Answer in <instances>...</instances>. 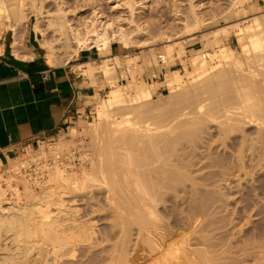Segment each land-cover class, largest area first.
<instances>
[{"label":"bare ground","instance_id":"bare-ground-1","mask_svg":"<svg viewBox=\"0 0 264 264\" xmlns=\"http://www.w3.org/2000/svg\"><path fill=\"white\" fill-rule=\"evenodd\" d=\"M26 1H30L28 4L29 6L25 4ZM35 1L36 0H0V25H5L7 29L6 31H10L13 35L16 36L21 25L24 26L25 30H27L32 18L35 17L36 20L34 23L32 22L33 26L31 29L34 31L36 40L39 42L41 48L45 52V59L47 63L53 67L69 63L77 57V54L80 50L96 47L98 48L101 46L104 47V49L110 48V46L103 45H110L112 41H118V38H120V36L118 38H115V36L114 38L110 37L108 29L111 24L107 23L109 25H107L106 27L104 23L102 25L103 21L100 19L104 18V15L102 16L99 14L100 16L98 17V13H96V11L94 12V19L96 22H98V26H91L87 24L89 22H83V25L86 26L82 30L77 27L78 24L77 26H74L73 24L75 23H71L74 21H70L71 19H68V11L66 12L64 7L62 8L60 6V3H58L59 8L56 9L55 13H49V11L45 10L43 6H37ZM61 2H63V0H61ZM126 2L129 8H132L131 6L134 4L135 0H127ZM193 12L194 11L192 10V13ZM44 13H46L45 16H43ZM194 16L195 20L197 21L198 17L196 16V13ZM41 18H44V24L42 23L43 25L41 24ZM254 22V24L249 26V29L253 27L255 28L254 30H256L257 33H253L252 35H250L248 45L241 46L240 50V53H243L246 60L242 59L243 61H241L236 59L233 54V49L225 48L221 49L219 53L220 60L218 61V63L212 65L210 64L211 62L209 63L207 59L208 57L214 56L215 54L208 53L207 55H203L202 53L197 52L196 56L192 58V64L196 69V71L194 70L196 74L193 77L194 82L192 83V85L190 84L191 86L189 85V87H183V89L181 87L185 84L187 85L189 80L184 81V77H179L177 74H175L174 78L170 79L168 83L169 86H171L172 94L170 93V99H168L167 101L170 102L172 106L170 107V105H166L165 107L170 108H167L164 111L162 110L160 112L161 116L158 115V109H155L158 112L155 113L153 111L154 109L151 107L155 104H152L151 100H149L151 96L149 93V88H144L142 92L139 91L143 86H133V89H135V94L131 96L128 95L126 99H121L119 92L115 94L113 92V99L107 100V104H104L106 105L105 113H108L110 108L115 104L121 102L131 103V105L124 107V111H126L128 117L120 121H114L111 124L110 128L104 126L105 128L102 127V130H99L98 128L95 130V132L97 130L102 131L101 135L105 133L104 135H102L103 137H101L100 135V137H97L103 138L101 139L103 140L102 143H100V141L98 143H95L97 139H94L95 141L93 140V149L95 151L93 156H96V160H94L95 162L93 161L94 163L92 164V176L98 181L95 184L96 186L100 183L99 181H102L103 179V183L101 184H105L103 186H107L106 191L109 190V192L111 193H108V191L106 192V194L108 193L107 197L109 196V199L106 197L108 200L107 202L112 200L113 203V205L110 204L109 208L115 210L113 212V216L115 217V215H117V218L115 219L119 220V222H117V225L115 220L113 222L116 226H118L119 223L121 224V232L118 230L119 232L117 233H119V235H121L120 233H122V238L119 236L121 239L119 237L118 238L121 241L119 239L117 240L118 242L116 241L117 243L120 242L119 246H115V243L112 245L113 250H110L111 255H109L111 257V262H115V264H241L242 262L240 263L239 261L243 260V258L244 260H246L247 258L245 259V257H248L247 254L251 251H255L254 247H257V243L258 246L259 244H263L264 246V243L261 242L263 241V239L259 240V242L261 243H259L258 241H256V243L254 242L256 246L250 245V247L248 245L246 246L245 244V246L248 248L245 250L251 251H247L248 253L246 251H242L245 252L246 256H243L242 259L238 258L240 260L237 259V262H229V260H231L232 253L235 250L231 252L230 256L231 245L226 244L227 247H225V245L223 246L222 244L224 250H220L219 247H222L220 245L218 247L220 250L219 252L216 249L218 244H221L220 241H216L218 238H215V242L210 241L211 239H213L212 237H217V235L219 234L212 237H207L208 235H210L209 233H207V231L209 232L211 227H209V230H207L208 228L206 229V225L203 226L204 223H201L200 225L201 227H203V230H201V234L203 233V231H206V233L202 235L195 234L194 237H197V235L199 236L195 239H198V244H201L203 247H198L197 249H195V247L194 250H192L193 248L189 249L192 244L198 245L195 244L197 242L194 243L193 241L189 240V237L192 236L191 234L197 232H194L195 230H193H197L196 226L192 229L193 224L198 226V222H195L197 219H194V213V216L189 215L190 219L185 218L193 224L183 223V225L185 224L184 227L186 229L187 227H189L188 230H186L185 228H181L180 226V224L182 223L181 220L183 219H175L173 222L175 224V227L173 225V229L178 228V230L175 229V231L170 229L172 227L168 226L170 221L172 223V220L169 221V219H166L167 217L161 214L164 213L165 215L166 211H169L170 208H168L167 210H162V208H159V204L163 201V198L165 196V198H168L166 195L167 191L174 190L173 192H170L171 194L177 191L178 188H182L184 189V194H186L187 192L185 190L187 188H185V186H187L188 182H191L192 185L190 186V189L193 190H191L190 192H193L192 194H194V197H192L190 194L189 197H192L193 199L188 200L193 201L194 198H196V204H194L195 201L193 203L191 201L190 203H192L193 206H189V208L194 207V211L197 210L196 213H199L198 217H203L204 207H211L209 204H207L209 203V201L206 202L209 196H213L211 197L212 199L209 198L211 199V202L214 201L213 204H215V202H218L217 200L219 199L225 202L229 198V193H227L228 191L226 193H222V191L220 190L223 188L217 190V188L220 187H217V184L220 185L218 181H221V179L230 181V174H234L236 171H242L244 170V168H252V171H254L253 169L255 167H259L258 163L264 160V37L262 36V32L259 30L261 25L259 23V20L255 19ZM48 31L52 32V34L49 33L50 36H52L51 38H49L47 35ZM118 31L119 30H117L116 32ZM226 33L227 32L225 31L224 33H222L224 34V37ZM121 34L119 33L118 35ZM216 38L214 39L216 41L215 44L217 45L219 40H216ZM122 39L123 38H121V40ZM18 47L19 46L17 38L14 37V41L12 42L13 53L16 56H21ZM109 67L110 66L105 65L104 69L102 68L105 74L111 71ZM90 70L93 71L92 68L88 69V71ZM179 88L183 91H179L178 93L177 90H180ZM148 100L150 101L151 104H149L151 106L147 105ZM126 109L130 110L127 111ZM132 113H136L137 115L131 117ZM158 116L161 120L157 122L156 120L159 119ZM92 126L93 124L90 123L91 128ZM76 135L77 133L74 131L70 137H75ZM95 136L93 135V137ZM216 136L218 137V139H213L216 138ZM70 137L60 136V142L57 145L56 149H60V151L63 149L65 150L66 144L72 141L70 140ZM212 141L213 143H211ZM228 141H230L231 145L228 144V146L226 145L225 147H240V150H238V152L236 151L237 153L234 151V153L237 154V157L233 155V157L235 158H232V164L229 162L231 161L230 158L232 154L230 156L221 153V155L219 156L216 155L217 157L215 155L214 157H212L213 153L215 154L216 152L214 151V147L217 145V143L218 145H220L219 147H224V145L227 144ZM212 144L214 145L211 148ZM202 148L204 149L203 151L200 150ZM197 150H200L201 152L199 153ZM44 151L45 150L42 148L41 153L43 154ZM45 154L46 153H44L43 155ZM89 155L90 154H88V156ZM247 157L251 162H253L254 160L259 161L253 164L257 166L254 167L253 165H250L251 163L247 164L248 162L246 161L248 160L245 161ZM57 160L58 159H56V163L54 166L50 167L48 165L50 167L48 168V170H50V176L48 175V177H50L49 179L51 181H55L56 183H69L72 180L75 181V184H69L70 186H73L71 188V190L73 189L72 191L77 189L76 186L77 184H79V182L84 181L90 175V173L86 172L85 168L83 169V177L81 178L77 176V173H71L72 175L70 176L65 175L63 174L64 170H61L59 165H56L58 164ZM205 160L209 161L205 162ZM213 166L222 167L224 170H221V174L214 173V170L213 172L209 171L211 176H207L208 174L205 173L206 171L204 172V175L201 174L195 176L199 173H196L195 175L193 174L194 171H197V169L195 168L203 170L202 168L205 169ZM208 169L210 170V168ZM208 169L206 170L208 171ZM233 169L236 170L233 171ZM238 172H236V174ZM249 173H247V175H249ZM192 174L194 176H191ZM214 174L215 176L216 174H218V177L221 176V179L218 180V177L215 178ZM224 175H226V177H224ZM257 176L261 177V175ZM208 177H214L215 179H217L216 182L218 183L214 182V185H211L213 188H216L215 190L211 188H209L210 190H205L203 187L205 186V184H203L202 186L201 183H197L200 185L198 187V185L196 184L197 181L195 182V180L198 179L199 181H202V183L203 181H209L210 178ZM240 180L239 184L241 183ZM11 181H7L8 186L12 191H14L12 193L11 199L7 197L6 189H4L0 185V264H90L92 260L93 262L95 260H98L97 258L99 256H102L101 254L103 252L106 251V253H108V248H112L110 247L111 245L108 246V248L105 247L106 249L104 250V247H101L102 250L98 247L99 245L102 246V243L105 244L106 241L102 238L104 242H100L102 239L100 240V238H96V236L100 237L98 235L101 233V230H99L100 228L98 229V226H96V224L94 223L97 221H93V219L95 218L90 221V217L84 216L86 217V219H89L83 221L82 218L84 219V217L81 214H79L82 216L80 220V217H77L76 213H80L78 208H73L74 205L70 204H73L74 202L78 203V201L81 199L80 197V199L77 198L78 200L66 201L62 192L57 197H53V195L45 196V194L44 196L43 194H41V196L39 195L40 197L43 196L42 198H44V201L45 199H47L46 201L49 203L47 207V202L45 201L44 203L43 200H41L42 198L40 199V197H37L38 193L36 194L34 192H31L33 190L28 188L26 189L27 193H25L27 198L30 199H27L29 201L28 203V201H23L21 192H18L14 190V188H12L13 186L11 184ZM18 181H21L23 184L27 183V185H29L27 180L19 179ZM18 181L16 180L15 182L17 183ZM213 181H211L210 184H212ZM226 181L223 182L226 183ZM259 181L263 182L261 180H258L257 182L259 183ZM237 183L238 182H236V184ZM261 186H264V184H260L259 187ZM104 187L99 188L103 189ZM29 189L31 191H29ZM178 190L181 191V189ZM263 190H259L260 192L257 191V193L254 192L257 195L255 199H258V196L260 195L259 193H262ZM174 194L176 195V192ZM188 194L189 193H187V195ZM251 194L253 193H249L247 195ZM110 195H112V198ZM187 195L184 196L187 197ZM198 195H200V197H197ZM215 195L218 198L220 196V198H217V200H215ZM253 195L251 196L253 197ZM184 196L181 195V199H183L182 197ZM236 197L238 198V196ZM252 197L247 196V198L245 199H247L246 201L249 202L253 199ZM177 199H179V197H177ZM188 200L184 202L188 203ZM198 201H202V203H199L200 205H205L203 209H200L203 210V213L201 212L202 214L198 210V206H200L197 203ZM224 202L221 204H224ZM251 202H253L252 206L256 207V211L258 212H254V207H252L251 209ZM251 202L244 203L246 204V209H251V213L254 212V215L261 213V210L263 209L259 208H262V206H259V208H257L258 206L254 205L255 201L252 200ZM19 203H21V205H19ZM50 203L55 204V208L58 209V213H53L52 210L49 209ZM177 203L183 202H181L180 200V202ZM227 203H225L226 205H224L227 206ZM213 204H211L212 208L215 207L216 209L218 203L216 204V206H213ZM221 204L219 207L217 206V210L219 208H224L222 207L224 205L221 206ZM111 205H115L116 207H112ZM194 205H198L197 208ZM244 208L245 207H243V210L240 209L239 211H247ZM157 209L165 211L161 212ZM190 210L192 211L193 209ZM236 210L237 209H235V211ZM93 211L95 210H92L91 212ZM239 211L238 213H240ZM158 212H161L160 215ZM95 213L93 212V214ZM263 214L264 213H261V215ZM161 215L162 218H165L161 219ZM230 215L232 214L230 213ZM234 215H237V213ZM192 216L194 217L193 219ZM246 216L249 217L251 216V214H248ZM220 218L222 217L220 216ZM238 218L239 217H237V219ZM244 218L245 216H243V219ZM261 218H264V216L260 217V219ZM172 219L174 218L172 217ZM227 219L228 218H226V220ZM231 219H233V217ZM163 220L168 221H166V223ZM236 222L237 221H235V223ZM255 224L257 223L255 222ZM207 225L211 226V224ZM260 225V227H264L262 226V224ZM133 226L135 230L132 228ZM259 226L256 225L255 227L257 228ZM201 227L199 228L202 229ZM131 229H133L134 232H138L137 235L139 237L137 235L136 236L139 239V242H137V244H139V246H137L139 251H137L136 249L137 254L134 255L135 257L132 256L133 258H128V255H126L128 253L127 251H125V248L129 247L126 246L127 241L129 240L128 243L131 241L130 236L132 237L131 233L133 232ZM262 229L264 231V228H261V231ZM230 230L226 233H231ZM257 230L259 231V229H256L254 231ZM114 232L111 233L115 234ZM213 232L214 231L212 229V234H215ZM263 233L264 232H261V234ZM129 234L131 235L129 236ZM249 234H252V232H250ZM229 235L230 234H228V236ZM27 236L29 237L27 238ZM221 236L222 238L224 236L227 237V234H224V236L220 235L218 237L220 238ZM255 236L257 235L255 234ZM25 237L27 239H25ZM126 237L129 238L126 239ZM250 238L251 237H248V239ZM257 238H261V236ZM222 240L227 241L226 239ZM240 240L242 241L241 238ZM124 241H126V245H124ZM189 241H191L192 244ZM225 241L222 242L225 243ZM189 243L191 244L190 246ZM233 243H231L232 247H234L233 249L238 250L239 248H241L238 250V252L235 251L234 253L237 256H239L238 254H243L240 252L241 250H244L243 241L242 243L238 242L240 243V245L242 244L239 247L234 246L235 244ZM261 246H259V249H264V247ZM97 247L100 250H93ZM118 247L120 248V250L118 249ZM256 252L260 253L258 249ZM262 253L259 256H261ZM109 256L107 257L110 258ZM259 258L261 259V257ZM99 259L102 258L99 257ZM260 259L256 261H260ZM263 261L264 259L261 260V262Z\"/></svg>","mask_w":264,"mask_h":264},{"label":"rangeland","instance_id":"rangeland-1","mask_svg":"<svg viewBox=\"0 0 264 264\" xmlns=\"http://www.w3.org/2000/svg\"><path fill=\"white\" fill-rule=\"evenodd\" d=\"M126 1L127 0H63V2H61V0H36L35 1L37 6H39V5L43 6L45 8V10L49 11V13H55L56 9L59 8L58 3H60V6L62 8L64 7L66 12L68 11L67 12L68 13L67 14L68 19H71L70 21H74L71 23H75V24H73L74 26H77V24H78L77 27H79V29H82V30L86 26V25L85 26L83 25V22H89L87 24L91 25V26H98V22H96L94 19V12L96 11V13H98V17L100 15H102V16L104 15L103 16L104 18L100 19L103 21L102 25L104 23L105 27H106L107 25H109L107 23L111 24L112 27L110 26L108 29V33L110 34V37L114 38V36H115V38H118L120 36V38H118V41H112V42H115L117 45H119V46H117V56H115V59L113 61H109V60L103 61L102 65L98 66V69L101 70L102 73L107 77L108 89L103 94L101 100H99V102L94 105L93 113L90 115V118L88 120H86V123L82 126V128H80L79 130L75 129L77 132V135L75 137L74 136H72V137L74 139L75 138L76 139L74 140L72 137H70V132H68V133H65L63 135L66 137H70V140H72V141L70 143L66 144L65 150L63 149L60 151V149H56L57 145L60 142L59 141L60 136H59V137L44 141L43 143H41V145L39 147H37V149L35 151L27 154V157H25V158H31L32 157V159H38L37 165L39 167H41V170H42L41 172H43L42 175L44 178L43 179L44 182H43V184H41V186H38L35 188L32 184H29V185H27V183L23 184L21 181H18L16 184L12 185L13 186L12 188H14V190L21 192L22 197H23V201H25V202L30 200L27 198V196L25 194V193H27L26 189H28V188L33 190V191H31L29 189V191L34 192L36 194L38 193L37 197H40L41 194H43V196L45 194V196L46 195H53V197H57L62 192L66 201L78 200L77 198H79V197L82 199L81 200L79 198L80 200L78 201V203L74 202L73 204H70V205H74L73 208H78L80 213H78V212L76 213L77 217L78 218L80 217L79 220L82 218V216L83 217L84 216L90 217L91 218L90 221H92V219L95 218V219H93V221L97 220L96 221L97 223L96 222H94V223L96 224V226H98V229L100 228L99 230H101V233L100 234L98 233L99 234L98 236H100V237L96 236V238L97 239L100 238V240L103 238L106 241L105 244L102 243L101 244L102 246L99 245L98 247L101 250L103 247H104L103 248V250H104V249L108 248V246H110V245H111L110 247H112L110 249L108 248L109 250L107 249V251H109L108 253H106V251H105L101 254L102 256H99L102 259H99V257H98L97 258L98 260H95L94 262L92 260L90 264H115V262L110 261V259H111V257L109 256V255H111L110 250L111 251L113 250L112 245L114 243H115V246H117V245L119 246L120 242L117 243L118 242L117 240L122 235V233H120L121 235H119V233H117L121 230V228H120L121 224L119 223L118 226H116L117 222H119V220L115 219V218H117L116 217L117 215H115V217L113 216V212L115 210H112L109 208L110 204L113 205L112 200L109 201L111 203L107 202L108 201L107 198L109 199V196L107 197V195H108V193H110L109 190H107L108 193L106 194V192H107L106 187L107 186L104 187L103 185H105V184H103V185L101 184V183H103L102 182L103 179H102V181H99L100 183L96 186L95 184L98 181L96 180V178H94L92 176V164L95 162L94 160H96V156H93V154L95 153V151L93 149V147H94L93 146V144H94L93 140L97 139L98 140V141L96 140L97 142L94 140L95 143H98L99 141H100V143H102L103 140H101V139H103V138H97V137H100V136L103 137L102 135H104L105 133L101 135L102 131H99V130H102V127L103 128H105V127L110 128L111 124L114 121H120V120L128 117V114H126V111H124L125 110L124 107L131 105V103L121 102V103L115 104L114 106H112L110 108L108 113H105L106 105H104V104L105 103L107 104V102H108L107 100L113 99L112 96L117 92L120 93L121 99H126L128 95L131 96V95L135 94V89H133V86H135V87L136 86L137 87L143 86L142 88H140V90L138 88V90L140 92H142V90H144V88H149V93L151 95L149 100H151L152 104H155V105L151 106L150 105L151 103L149 100L147 101V105H150L154 109L153 111L155 113L157 112V110H155V109H158L159 113L158 112L157 113H158V115L161 116L160 112L162 110L164 111L165 109L170 108L172 106L171 103L167 101L168 99H170V96L172 94L171 93V90H172L171 86H169V83H168L170 81V79L174 78L175 74H177L179 77L180 76L184 77L183 78L184 81L189 80L187 85L185 84L181 88L189 87V85L190 84L192 85V83L194 82L193 77L196 75L195 74L196 69H195L194 65L192 64V58L194 56H196L197 52L202 53L203 55H207L208 53H212V54L217 55V56L214 55V56L208 57V59H207L209 61V63L211 62L210 64L215 65L220 60L219 53H220L221 49L232 48L234 57L238 60L243 61L242 59H245V58H244L243 53L242 54L240 53L241 46L248 45V43H249L248 41L250 39L249 36L252 35L253 33H257V31L254 30L255 28L252 27V28H250L252 30L249 29V26L256 23V22H254L255 19L259 20V23L261 24L259 30L262 32V34H263L262 36L264 37V0H135L134 4L131 6L132 8H129ZM29 2L30 1H26L25 4L27 6H29L28 5ZM63 3H65V4H63ZM192 10L196 13V16L198 17V19H197L198 22L195 20V16H194L195 13L193 12L194 13L193 14ZM45 15H46V13H44L43 16H45ZM72 19H74V20H72ZM35 20H36V18L33 17L30 24H29V27L27 29L28 32H27V30H25L24 26H22V25L18 29L17 35L19 38L22 39L23 43H25V39L27 38V36H29L30 31H32L34 33V31L31 28H32ZM40 20H42L41 24L42 23L44 24V22H43L44 18H41ZM246 27H248V28H246ZM254 27H255V25H254ZM117 30L121 31V32H119V31L118 32L120 34L121 33L122 34L118 35L119 33L116 32ZM224 31L227 32L225 34V37H224V34H222V33H224ZM240 31H242V32H240ZM218 32H219V34H218ZM49 33L52 34V32L51 31L47 32L48 37L51 38L52 36H50ZM240 33H242V34H240ZM4 35H5L6 41L8 43H11L12 32H10V31L5 32L4 31ZM121 38H123L122 40H124V41H122ZM214 38H216V40H219L217 45L215 44L216 41ZM229 44L231 46H229ZM103 46H110V45H103ZM96 49L100 52L101 55H104L109 50V48L104 49V47H102V46L98 47V48L96 47ZM40 50H41L43 56L45 57L44 50H42L41 47H40ZM155 61H156V63H155ZM105 65L110 66L109 68L111 69V71L106 73V74L104 73V70H103ZM49 66H51V65L49 64ZM173 72H174V75H173ZM160 84H164L166 87L162 88L157 93L155 90V86H161ZM144 86H146V87H144ZM150 87L153 90H151ZM179 91L182 92L183 90L182 89L177 90L178 93H179ZM113 92H114V94H113ZM167 102L170 104H168ZM166 105L167 106L170 105V107H165ZM150 106H148V107H150ZM160 108H162V109H160ZM128 110H130V109H128ZM135 115H137V114L132 113L131 117H134ZM153 120H151V121H153ZM159 120H161L160 117L156 121L158 122ZM90 123L93 124L92 128L94 129V131L90 127ZM100 126H101V128H100ZM97 128L99 130H97L95 132V130ZM93 132H94V134H93ZM97 132L100 134H98ZM86 133H89L90 135L86 134ZM63 135H61V136H63ZM93 135L94 136L98 135V136H95L96 137L95 138V137H93ZM213 139H218V137L216 136V138H213ZM211 143H213V141ZM53 144H55L56 146ZM228 144L231 145L230 141H228L227 144L224 145V147L223 146L219 147L220 145H218V143H217L216 146H218V147H216V146L214 147V151H216V152H215V154L213 153L212 157H214V155L219 156V155H221V153H224L225 155H230V156L232 154V156L230 158L231 161H229L232 164V161H233L232 158L233 159L235 158V157H233V155H235V156L237 155L236 153L238 152V150H240L239 149L240 147L239 146H236L235 148L225 147L226 145L228 146ZM213 145L214 144H212L211 148L213 147ZM42 148L45 150L44 151V153H46L45 155H43L44 153L43 154L41 153ZM215 148H217V149H215ZM224 148L229 150V151L225 150ZM232 149H234V150H232ZM200 150L203 151L204 149L202 148ZM200 150H197V151L200 153L201 152ZM230 151H232V152H230ZM234 151L235 152L237 151V152L234 153ZM209 152H211V151H209ZM88 154H90V155L88 156ZM56 159H58L57 160L58 164H56V165L57 166L59 165L60 169L64 170L63 174L70 176V175H72L71 173H73V174L77 173V176L81 178V177H83V169L85 168L86 172L90 173L89 177L86 178L84 181L79 182V184H77V186H76L77 189L74 191H72L73 189L71 190V188L73 186L69 185L70 183L75 184V181H73V180L70 181L69 183H66V182L65 183H59V182L56 183L55 181H54L55 182L54 183L53 181H51L49 179L50 177H48L49 172H50V170H48V168L55 165ZM246 160H248V161H246ZM207 161H209V160H207ZM207 161L205 160V162H207ZM245 161L248 162L247 164L251 163L250 165L255 164V162L256 163L259 162L256 160L251 162L248 159V157L245 159ZM229 162H228V164H229ZM234 162H233V164H234ZM258 164H259L258 168L255 167L257 165H253L255 167L253 170L255 171V169L257 168L255 172H258V173H255L254 171H252V168H246V169L244 168V170H242V171H239V172L236 171V172H238L237 174H236V172L234 174H230L231 175L229 177V179L231 178L230 181L229 180H227V181L222 180L221 176L218 177V174H216V176L214 174L215 178L218 177L217 178L218 180L221 179V181H218L220 185L217 184V187H219V186L220 187L217 188V190L218 189L220 190V188H223L220 190V191H222V193H226L227 191H228L227 193H229V195H228L229 198L227 199V201L224 202L222 200L224 202V204L228 202L227 206H225L226 204L225 205L221 204L223 202L221 201V199H219L220 196H219V198L216 197L217 194L215 195V197H216L215 200H217V198L219 200H217L218 202H215V204H213L214 201L211 202V199H212L211 197H213V196H209L208 200L206 202L209 201V203H207V204H209L211 207H209L208 205H207L208 207H204L205 206L204 204H203V206L200 205L199 203H202V201L197 202L198 205H200V206L194 205L196 208H197V206L199 207L198 210L200 211V213L201 212L203 213V210H200V209H203V207H204V213H203L204 216L198 217L199 213L198 212L196 213L197 210L194 211V209H195L194 207L189 208V206H193L192 203L194 201H195L194 204H196V198H194L193 201L188 200V199H193L192 197H194L193 196L194 194H192L193 192L192 193L190 192L191 190H193V189H190V186L192 184H191V182H188L187 186H185V188H187L185 191L187 193H189L188 195H187V193L184 194L185 192L183 191L184 189H182V188H178V189H181V191L178 189H177V191H175L176 195L174 194L175 192L170 194V192H173L174 190L166 192V195L169 199L165 198L166 197L165 196L163 198V201L159 204V208L160 209L162 208V210L163 209L167 210L168 208H170V209H169V211L168 210L166 211L165 215H164V213H161V212H164L165 210L162 211L160 209H157L158 211H161V212H158L159 215L161 213L163 216L167 217L166 219H169V221L172 220V223L170 221L168 224V226L172 227L170 229L178 230V228L173 229V225L175 227V224L173 223L174 220L175 219L187 220L185 218L190 219V216L193 215V213H194L195 216L194 215L193 216L195 218L192 216V219L194 218V219L198 220V221L197 220L195 221V222H198V226L194 225L192 222H189V220H187V221L181 220L182 223L181 224L179 223L181 228H185L184 227L185 224L183 225V223L193 224L192 229L195 228V226L197 227V230L193 229V230H195L194 232L197 231L196 233H192V231H191L192 234L191 233L190 234L193 237L190 236L192 238L189 237V240L193 241L194 243L197 242L195 244L199 243L197 241L198 239L196 240L195 238H198L199 237L198 235H202V234L206 233V231H203V233L201 234V230H203V227H201L200 224L204 223L203 226L206 225V229L208 228L207 230H209V227H211L210 228L211 231L210 230H209V232L207 231V233L210 234V235L207 234L208 235L207 237H212V236L219 234V235H217V237L216 236L212 237L213 239L210 240V241L215 242V240L218 238L216 241L217 242L220 241L221 244H218L216 249L219 252L221 249L224 250V247H223L224 245H225V247H227V245H231L230 256H231L232 251L235 250L238 252V250L241 249V248H239L238 250L233 249L234 247H232L231 243H233V242L242 243V241H243L244 247L243 246L242 247L244 248V250H241L240 252L243 253L244 255L241 254L242 255L241 256L240 254H238L239 256H237L234 253L235 252L234 251L232 253L231 260H229V262L230 261L231 262H237L238 260H240L238 258L242 259L243 256H246L245 252H242V251H246V252L248 251V250H245V249H248L246 247L247 245L248 246H250V245L256 246L254 244V242L255 243H256V241L259 242L260 239H263V241H261V242L264 243V233L261 234V232H264L263 229L261 231V228H264V227H260L261 226L260 224H262V226H264L263 225L264 224L263 223L264 218H261L263 220L260 219V217L264 216V214L261 215V213H264V208H263L264 207V205H263L264 204V201H263L264 200V198H263L264 197L263 196V194H264L263 189L264 188H262L264 186L259 187L260 184L261 185L264 184V160L260 161V163H258ZM216 167L217 166L208 167V168H210V170L208 168H205V169L202 168L203 170H199V168H195V169H197V171H194L193 174L195 175L196 173H199V174H196L195 176H198L201 174L204 175V172L206 171L205 173L208 174L207 176H211L209 171L213 172V170H214V173H220L221 174V170H224V169L222 167H219V166L217 168ZM206 169H208V171ZM236 169H233V171ZM259 169H261V170H259ZM247 173H249L250 176L247 175ZM193 174L191 176H194ZM243 174H245L246 176ZM257 175H261V177L257 176ZM224 177H226V175H224ZM208 178H210V180L207 179L209 181H203V183H202V181H199V179L195 180V182L197 181L196 184L201 183L202 186H203V184H205V186H203L205 190H210L209 188L215 190L216 188H213L211 185H214L213 183L216 182L217 179H215L214 177H208ZM240 179H244V180H240ZM98 180H101V179H98ZM239 180L241 182L240 184H239ZM258 180H261L263 182L259 181V183H260L259 184L257 182ZM211 181H213L212 184H210ZM223 181H226V183H224ZM51 182H53L54 184ZM218 182H216V183H218ZM221 182H223V183H221ZM236 182H238V183L236 184ZM233 184H234V187H233ZM24 185L25 186L27 185L28 187L26 186V188H25ZM67 185H69V186H67ZM100 185H102V186H100ZM197 185H198V187L200 186L199 184H197ZM94 186L97 188L104 187L105 189L104 188L103 189H101V188L97 189ZM214 187H216V186H214ZM257 187H258V189H257ZM3 188L4 189L6 188V191L10 193V194H7V197H9L11 199L12 193L14 191H12L8 185L4 186ZM191 188H193V187H191ZM241 188H244V189H241ZM259 188H262V189H259ZM259 190H263L262 193H259L260 194L259 196L263 199H261L258 196V199L260 198L258 201V199H255V198L257 197V195H256L257 191L260 192ZM168 192L170 195L168 194ZM254 192H256V193H254ZM249 193H253L255 195L251 194V195H253V197H252L251 195H247ZM177 194H179V195H177ZM190 194L192 197H189ZM181 195L182 196L187 195V197H189V198L184 196V197H182L183 199H181V197H180ZM110 196L112 198V195H110ZM236 196H238V198ZM240 196L243 197L244 199L247 198V196H250L253 198L252 200H254L255 203H257V204L259 203L258 205L254 203V205L258 206L257 208H259V206H262V208H259V209H263V210H261V213L257 214L260 217H258L257 215H254L258 211H256V207L252 206L253 202H251L252 201L251 198H250L251 201H249V202H251L250 203L251 209H252V207H254L255 213L254 212L251 213V209H249V208L246 209V204H244V203H249V202L246 201L247 199L244 200ZM42 197H40V199ZM177 197H179V199H177ZM195 197H196V195H195ZM197 197H200V195H198ZM230 197H231V200H230ZM209 198H211V199H209ZM226 198H227V196H226ZM165 199L167 200V203H166ZM41 200H43V202L45 203V201L47 199H45V201H44V198H42ZM180 200L183 203H177V202H180ZM186 200H188L187 202L189 203V205H188V203L184 202ZM239 200H241V201H239ZM191 201H192V203H190ZM244 201H246V202H244ZM28 203H29V201H28ZM234 203L235 204L237 203V204L235 205ZM261 203H263V204H261ZM48 204L49 203L47 202L46 203L47 207H48ZM211 204H213V206H216V204H217L218 207L221 204V206L224 205V206H222L224 208H221V209L219 208L220 210L219 209L217 210L218 207L216 206V209H215V207H213L214 208L213 209ZM19 205H21V203H19ZM165 205H167L168 207ZM114 206H112V207H114ZM55 207H56L55 204L50 203L49 209H51L53 213H58V209ZM243 207H245L244 209L247 211H245V212L239 211L240 209L243 210ZM157 208H158V206H157ZM190 209H193V210L191 211ZM235 209H237L236 210L237 212L235 211ZM92 210H95L93 212L94 213L96 212V213L93 214V212H91ZM216 210H217V212L219 211L218 213L220 215L216 212ZM223 210H224V212H223ZM225 210H228L229 213H228V211H225ZM238 211L240 213H238ZM235 212L237 213V215H234V214H236ZM230 213L232 215H230ZM242 213H243V215H242ZM79 214H81L82 216ZM168 214H169V216H168ZM248 214H251V216H249L250 218L248 216H246ZM162 215L160 216V218L164 219L165 217L162 218ZM220 216L222 218H220ZM243 216H245L246 220H245V218L243 219ZM254 216H255V218H254ZM86 217H84V219L82 218V220L86 221L87 219H89V218L86 219ZM172 217L174 219H172ZM224 217L228 218L227 219L228 221ZM232 217H233V219H231ZM237 217H239L240 219L238 218L239 219L238 220ZM114 220L116 221V225L113 222ZM163 221H165V220H163ZM166 221H168V220H166ZM192 221H194V220H192ZM235 221H237V222L235 223ZM249 222H251L252 224ZM255 222L257 224H255ZM207 224H211V226L207 225ZM256 225H258V226L260 225L259 226L260 228L259 227L256 228L255 227ZM190 226H192V225H190ZM199 227H201L202 229H200ZM132 228L135 230L134 226ZM188 228L189 227H187V229L186 228L185 229L188 230ZM133 229H131L133 231L131 233L132 237L130 236L131 234H129L131 241L128 243L129 240L128 241L126 240L127 245L125 244L126 241H124V245L129 246V247L125 248V251H127V253H128V254H126V255H128V258H130V257L133 258L132 256L137 254L136 252L139 251V249L137 247V246H139V244H137V242H139V239L137 238L138 232H134ZM190 229H191V227H190ZM212 229L214 231L213 233H215V234H212ZM253 229L254 230L259 229V231H261V232H259L258 230L254 231ZM229 230L231 231V233H226ZM248 230H251V231H248ZM136 231H138V230H136ZM247 231L249 233L252 232V234H249ZM253 231H254V233H253ZM111 232H114L115 234H112ZM111 234H112V236H111ZM195 234H198L197 237H194ZM224 234H227V237L224 236ZM228 234H230V235L228 236ZM255 234L257 236H255ZM220 235H223L224 237L222 238V236H221L219 238L218 236H220ZM236 235H237V237H236ZM248 235H250V236H248ZM251 235H253L255 237H253ZM247 236L251 237V238L248 239ZM260 236H261V238H257ZM28 237L29 236H27V238ZM113 237H115V238H113ZM239 237L242 239V241L240 240ZM27 238L25 237V239H27ZM127 238H129V237H126V239ZM243 238H244V240H243ZM103 239L101 241L100 240L99 241L104 242ZM192 239H194V240H192ZM219 239H221V240L226 239L227 241L222 240V241H225V243H224ZM191 241H189V242L192 244ZM230 241H231V243H230ZM135 242H136V244H135ZM228 242H229V244H228ZM261 242H259V243H261ZM190 243H189V246L191 245ZM237 243H233V244H235L234 246L239 247L242 245V244L240 245V243H238L239 244L238 245ZM250 243H253V244H250ZM121 244H120V246H121ZM222 244H223V246H222ZM245 244H246V246H245ZM220 245L222 247H219ZM261 245L263 246V244H261ZM261 245L259 244V246H261ZM259 246L257 243V247L256 248L254 247L255 253L252 252L251 250L250 251L252 253L250 251H248L250 253H248V252H247L248 254L246 253L248 257H245V259L246 258L247 259L244 260V258H243V260H241L239 262L240 263L242 262L243 264H256V263L264 264L263 263L264 261L261 262V260L264 259V253H262V252H264V249L260 250ZM98 247L93 249V250H95V251L100 250V249H98ZM198 247L201 248L203 246L201 244H198V245L192 244V246H190L189 249L193 248L192 250H194V248L197 249ZM218 247L220 248V250ZM118 249L120 250L119 247H118ZM136 249H137V251H136ZM249 249H251V248H249ZM254 249H252V250H254ZM257 249L259 250L260 253L256 252ZM261 253L263 255V258H262V255L259 256ZM234 255H235V257H234ZM107 256H109L110 258H108ZM259 257H261V259ZM256 258H258V259H256ZM259 259H260V261H256Z\"/></svg>","mask_w":264,"mask_h":264},{"label":"crops","instance_id":"crops-1","mask_svg":"<svg viewBox=\"0 0 264 264\" xmlns=\"http://www.w3.org/2000/svg\"><path fill=\"white\" fill-rule=\"evenodd\" d=\"M6 30L1 24L0 169L35 151L44 141L68 132L71 136L82 128L108 89L107 77L98 66L113 61L119 46L111 42L104 55L96 48L80 50L69 63L53 67L43 56L35 33L30 31L25 43L12 34L8 43ZM14 37L21 56L13 53ZM90 66L93 71H88ZM160 85L155 86L157 93L166 87Z\"/></svg>","mask_w":264,"mask_h":264},{"label":"built area","instance_id":"built-area-1","mask_svg":"<svg viewBox=\"0 0 264 264\" xmlns=\"http://www.w3.org/2000/svg\"><path fill=\"white\" fill-rule=\"evenodd\" d=\"M25 157H27L26 153H24L20 159L16 160L11 165H6L0 169V185L2 187L8 185V180H12L11 184L13 185L16 184L15 181H18L19 179L27 180L28 183L32 184L35 188L43 184V172H41V167L37 165L38 159ZM7 194L10 193L7 192Z\"/></svg>","mask_w":264,"mask_h":264}]
</instances>
